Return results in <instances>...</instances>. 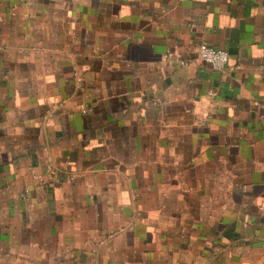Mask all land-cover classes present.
Wrapping results in <instances>:
<instances>
[{
	"label": "crops",
	"instance_id": "crops-1",
	"mask_svg": "<svg viewBox=\"0 0 264 264\" xmlns=\"http://www.w3.org/2000/svg\"><path fill=\"white\" fill-rule=\"evenodd\" d=\"M0 264H264V0H0Z\"/></svg>",
	"mask_w": 264,
	"mask_h": 264
},
{
	"label": "built area",
	"instance_id": "built-area-1",
	"mask_svg": "<svg viewBox=\"0 0 264 264\" xmlns=\"http://www.w3.org/2000/svg\"><path fill=\"white\" fill-rule=\"evenodd\" d=\"M196 56L197 58L206 63L209 64L212 68L221 70L225 68L227 65V62L229 60V53L226 49L223 48H215L207 43H200L197 46L196 50ZM165 59H171L170 54H164ZM178 66L184 67L188 66L193 62L192 59L188 58H177L174 61ZM40 181L42 182L43 179L40 178Z\"/></svg>",
	"mask_w": 264,
	"mask_h": 264
}]
</instances>
